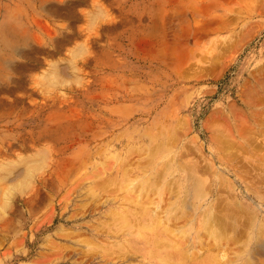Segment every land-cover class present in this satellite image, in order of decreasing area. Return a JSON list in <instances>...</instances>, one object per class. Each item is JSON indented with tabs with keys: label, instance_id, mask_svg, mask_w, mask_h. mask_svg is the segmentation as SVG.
I'll list each match as a JSON object with an SVG mask.
<instances>
[{
	"label": "rangeland",
	"instance_id": "rangeland-1",
	"mask_svg": "<svg viewBox=\"0 0 264 264\" xmlns=\"http://www.w3.org/2000/svg\"><path fill=\"white\" fill-rule=\"evenodd\" d=\"M0 6L23 14L33 38L19 52L22 62L8 65L10 83H0V163L17 162L13 176L40 161L28 186L15 189L0 211V264L156 261L148 256L152 244L136 238V220L121 227L110 212L134 209L131 190L110 178L128 171L136 181L153 146L172 130L181 132L174 150L191 139L207 154L216 123L264 131V0H0ZM53 67L55 81L44 87ZM260 139L232 161L243 184L264 200ZM96 182L99 195L92 197ZM242 237L228 241L229 257ZM93 239L100 246L89 245ZM256 257L264 264V253Z\"/></svg>",
	"mask_w": 264,
	"mask_h": 264
},
{
	"label": "bare ground",
	"instance_id": "bare-ground-1",
	"mask_svg": "<svg viewBox=\"0 0 264 264\" xmlns=\"http://www.w3.org/2000/svg\"><path fill=\"white\" fill-rule=\"evenodd\" d=\"M243 123L245 124V122ZM243 123L238 122V126H232L231 128L229 125L228 128H226L227 126L224 127L222 123L214 124L209 129L211 135L207 137L209 154L203 151L205 145L202 142L201 144L200 142L193 143L191 139L188 142L184 141L186 143H183L182 150H174L176 142L181 143V132L176 133L175 130H172L173 134L170 133L165 136L163 134L161 139L153 146L154 149L149 154L150 159L144 161L145 164L147 161L149 162L147 165L144 164V169L136 181L130 180L131 176L130 178L127 177L128 171L125 173L121 171L120 176H116L118 174L111 176L110 181L120 180L123 189L131 190L134 209L130 210L127 207L128 209L110 212L115 213L114 216L120 219V223L122 222L121 227L132 225L133 217L136 220L134 223H137L136 235L138 237L136 238L141 239L144 243L152 244L148 256L153 255L157 259L156 261L139 259L138 264H257L259 258L256 255L264 253V216L262 215L264 214V200L256 192L253 195L250 186L243 184L244 180L240 179L242 176L237 172V167L233 165L232 160L242 155L245 146L251 143L254 147L253 141L258 140L260 137L264 139V131H260L261 128L259 130L248 127L249 130L242 133ZM182 140H185L184 137ZM130 148H127L128 152L131 151ZM38 162L40 161H33V164L25 168L22 175L20 172L14 173L13 176H10V174L14 171V165L17 162L16 164L14 162L0 163V187L3 186V188L1 187L2 191L0 190L2 192L0 199L1 212L10 205L15 189L28 186L26 185L27 181L34 175L33 171L38 167ZM19 176L24 178L19 180ZM14 181L15 183H13ZM29 182L31 181L29 180ZM101 183L103 184V182ZM115 185L117 186V184ZM102 189L104 190V188ZM98 190L99 185L96 182L95 186L93 184L90 186L89 195L92 197L99 195ZM165 193L166 196H164ZM156 194L158 199L154 196ZM128 196L130 195L128 194ZM4 213L6 212L3 211ZM130 228L132 227L130 226ZM126 233L131 236L132 232L128 231ZM239 236H243L241 243L233 251V256H230V258L226 252V245L229 240L239 238ZM93 240L88 244L95 247L100 246L99 242ZM122 244L118 242L117 245L122 248ZM126 254L123 256H126ZM126 257L128 259V255ZM142 261L143 263H141Z\"/></svg>",
	"mask_w": 264,
	"mask_h": 264
},
{
	"label": "clouds",
	"instance_id": "clouds-1",
	"mask_svg": "<svg viewBox=\"0 0 264 264\" xmlns=\"http://www.w3.org/2000/svg\"><path fill=\"white\" fill-rule=\"evenodd\" d=\"M38 11L45 15L40 8ZM29 40L33 38L26 17L10 6L0 8V83H10L14 73L8 65L17 61L22 62L19 52L28 48ZM55 71V67L48 69V75L43 82L44 87H50L54 83Z\"/></svg>",
	"mask_w": 264,
	"mask_h": 264
}]
</instances>
